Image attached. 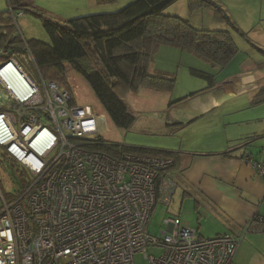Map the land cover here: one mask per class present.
Returning <instances> with one entry per match:
<instances>
[{
  "label": "built area",
  "instance_id": "1",
  "mask_svg": "<svg viewBox=\"0 0 264 264\" xmlns=\"http://www.w3.org/2000/svg\"><path fill=\"white\" fill-rule=\"evenodd\" d=\"M38 75L35 83L15 58L0 63V152L28 178L19 196L2 197L0 264H135L139 252L146 264H235L245 235L263 229L262 217L201 238L172 215L152 234L150 215L172 193V160L93 150L105 114L72 103L65 87ZM243 157L264 178V158ZM148 247L161 253L148 255Z\"/></svg>",
  "mask_w": 264,
  "mask_h": 264
},
{
  "label": "rangeland",
  "instance_id": "2",
  "mask_svg": "<svg viewBox=\"0 0 264 264\" xmlns=\"http://www.w3.org/2000/svg\"><path fill=\"white\" fill-rule=\"evenodd\" d=\"M131 1L133 0H32L30 9L12 13L7 0H0V12L9 11L17 32L26 42L39 40L50 44V37L43 26V18L65 24L71 18L114 12ZM214 1L216 7L211 6V10L217 15L216 17L208 12L207 7L189 9L187 0H176L164 10V14L180 15L196 28L220 30L228 28L236 42L238 41L236 43L238 48L243 46L251 50L249 43H240L241 40L239 41L237 36L240 34L232 25L246 26L245 22L249 19L250 26L256 25L257 31L264 28V21L260 20L264 18V0L263 3L260 2L261 0ZM248 14H250L249 18ZM158 47L153 53L152 70H155V74H163L173 79V87L166 92L141 88L137 92L120 93L125 105L137 111L135 123L127 128L118 127L106 116L89 84L79 73L74 70L68 71V84L63 86L71 89L74 103L89 105L95 112L105 114L106 123L101 131L103 139L128 147L161 149L165 145H174L191 150L219 147L220 144L233 139L232 144L248 141L255 151L262 150L264 153V88L258 89L252 95L236 98L228 96L222 105L209 115L190 113L192 111H189L185 103L177 105L169 113L161 114L160 111L162 108L165 109L169 102L195 91L206 83L204 79L191 75L190 70L192 68L204 70V63L207 62L197 54L175 46L161 44ZM3 61L4 58H1L0 63ZM262 61L264 62V58ZM19 63L35 83H40L38 71L31 63L29 54L22 55V62ZM258 79L264 80L262 76H258ZM179 113L193 114L194 118L195 116L197 118L184 132L170 134L165 131L162 120L165 116L170 117ZM27 182V176L18 171V166H12L0 152V189L4 197L9 199L19 196ZM21 203L23 204L22 201ZM178 206L174 198L172 201H158L148 221L149 232L158 234L159 231L164 230L163 219L173 215L179 217L182 224L186 219L189 220L193 228L198 227L199 223L201 225L199 234L202 238L214 236L215 225L210 222L209 217L199 221L198 213L193 209L191 201L186 202L183 212L179 211ZM262 230L245 235L244 240L249 242L243 245L236 257L237 264H264V230ZM146 251L148 255L161 253V249L155 247H148ZM133 259L135 264H146L141 252L136 253Z\"/></svg>",
  "mask_w": 264,
  "mask_h": 264
},
{
  "label": "trees",
  "instance_id": "3",
  "mask_svg": "<svg viewBox=\"0 0 264 264\" xmlns=\"http://www.w3.org/2000/svg\"><path fill=\"white\" fill-rule=\"evenodd\" d=\"M175 1L133 0L114 12L71 18L65 24L43 18L50 44L23 40L9 11H3L0 12V49H4L6 55L0 54V59L15 58L22 62V55L29 54L43 80H52L62 86L68 84V71H76L87 81L106 116L118 127L127 128L133 124L135 115L125 105L120 93L137 92L141 88L169 91L173 87V79L148 71L159 45L188 50L219 68L238 51L229 31L196 28L185 18L164 14V10ZM31 2L7 0V5L12 13H17L30 9ZM187 2L191 10L213 4L212 0ZM191 72L198 77H208L202 71L192 69ZM66 89L72 96L71 89ZM92 149L112 157L130 152L169 158L173 166L168 171L176 167L173 153L162 149L121 146L103 138ZM18 171L23 174L19 167ZM165 172L162 171L155 181L157 189ZM14 198L5 199L11 201Z\"/></svg>",
  "mask_w": 264,
  "mask_h": 264
},
{
  "label": "crops",
  "instance_id": "4",
  "mask_svg": "<svg viewBox=\"0 0 264 264\" xmlns=\"http://www.w3.org/2000/svg\"><path fill=\"white\" fill-rule=\"evenodd\" d=\"M260 2L263 3V0ZM212 3V6L216 7L214 0ZM207 8L210 14L217 16L212 13L211 6ZM250 14L247 15L248 18ZM260 20L264 21V18ZM245 25L238 24L236 27L233 24L232 26L240 34H237L239 41L241 40L240 43H249L251 50L241 46L229 62L220 68L206 60L204 70L192 68L208 75L207 78L198 77L191 72L192 69L190 70L191 75L204 79L206 83L195 91L169 102L165 109L162 108L161 114L169 113L177 105L185 103L189 111H192L190 113L196 112L201 116L209 115L215 112L228 96L236 98L247 94L252 95L258 89L264 88V80L258 79V76L264 79V62L262 61L264 58V28L257 31L256 25L250 26L249 19ZM257 25L259 26V22ZM230 34L232 35L231 32ZM233 39L235 43H238L235 38ZM151 63L152 60L148 71L155 74ZM131 111L135 115L134 124L137 111ZM196 118L197 116L194 118L193 114L181 115L179 113L170 117L165 116L162 123L165 131L175 135L176 132H184ZM232 141L233 139H229L219 147L203 150H191L174 145L161 147L162 150L172 152L176 161V167L170 171L174 185L169 201L176 199L181 212L184 211L183 207L186 202L191 201L193 209L198 213V220L202 221L209 217L210 222L215 225L214 236L238 232L245 224L257 217L263 218L262 228L264 230V178L243 157L247 151L256 159H263L264 153L262 150L255 151L248 141L237 144L234 142L232 144ZM2 197L4 196L0 189V207ZM180 221L182 222L181 219ZM182 225L194 229L197 236L201 237L199 223L198 227L193 228L191 222L186 219ZM248 242L249 240L245 241L243 238L238 246L234 256L235 264H237L235 259L243 245Z\"/></svg>",
  "mask_w": 264,
  "mask_h": 264
}]
</instances>
